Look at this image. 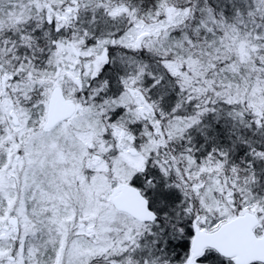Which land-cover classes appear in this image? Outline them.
Here are the masks:
<instances>
[{
	"label": "snow or ice",
	"instance_id": "obj_1",
	"mask_svg": "<svg viewBox=\"0 0 264 264\" xmlns=\"http://www.w3.org/2000/svg\"><path fill=\"white\" fill-rule=\"evenodd\" d=\"M0 264H264V0H0Z\"/></svg>",
	"mask_w": 264,
	"mask_h": 264
}]
</instances>
